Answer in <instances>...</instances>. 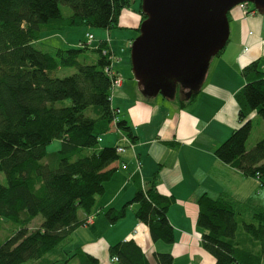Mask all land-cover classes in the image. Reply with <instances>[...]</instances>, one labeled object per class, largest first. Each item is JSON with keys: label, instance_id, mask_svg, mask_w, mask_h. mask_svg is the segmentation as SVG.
I'll return each instance as SVG.
<instances>
[{"label": "trees", "instance_id": "1", "mask_svg": "<svg viewBox=\"0 0 264 264\" xmlns=\"http://www.w3.org/2000/svg\"><path fill=\"white\" fill-rule=\"evenodd\" d=\"M131 3L0 0V173L7 180L6 186L0 185V217L17 226L12 236L0 242V264L41 260L46 264L74 260L103 264L83 247L67 252L65 245L76 229L89 226L91 216L95 219L98 198L120 159L118 147L100 146V138L110 130L118 110L112 106L113 79L107 72L113 69L111 46L107 40L101 41L92 50L98 55L97 63L88 64L81 61L89 50L85 42L77 48L54 47L49 52L35 44L43 33L68 28L117 29L122 11ZM61 5L70 7L72 14L64 16ZM141 15L144 21L147 17ZM63 68L76 72L62 78L57 74ZM242 74L246 84L235 96L240 125L217 148L216 156L264 185V139L250 150L246 148L252 116H259L264 125V73L258 62H253ZM205 76L192 89L175 79L156 80L155 87L168 85L170 91L164 98L184 108L195 102ZM65 101L69 105H64ZM117 128L132 143L136 141L126 120L119 119ZM56 140L61 142L60 149L49 152ZM133 180L137 188L134 198L121 211L109 210L108 221L115 224L135 204V216L148 226L152 240L173 244L168 210L175 199L158 191L157 174L148 183L139 173ZM198 206V226L204 231L201 244L215 264H262L264 207L242 204L227 195L212 198L207 194L199 198ZM80 213L85 214L84 219ZM38 217L43 219L41 225L30 228ZM109 255L117 264L173 262L168 253L154 252L150 258L134 239L111 245Z\"/></svg>", "mask_w": 264, "mask_h": 264}, {"label": "crops", "instance_id": "2", "mask_svg": "<svg viewBox=\"0 0 264 264\" xmlns=\"http://www.w3.org/2000/svg\"><path fill=\"white\" fill-rule=\"evenodd\" d=\"M139 14L128 12L119 19L118 29L140 33L143 19L141 11ZM229 23V41L224 52L212 59L195 102L184 108L160 95H143L131 70L123 72L113 64V70L123 83L114 91L112 106L120 111L119 119L128 122L136 141L130 145L128 137L113 125L101 136V148L123 147L124 152L113 165L117 171L98 198L95 219L70 236L78 237L75 248L83 247L103 264H117L110 259L109 247L134 239L149 256L154 252L171 254L172 264H215L213 256L201 244L204 231L198 226L199 198L204 194L212 198L227 195L242 204L264 207L262 182L216 156L217 148L240 125L235 96L246 84L243 69L258 62L264 73V15H246L237 7L229 13ZM50 34L52 37L45 38L58 37L57 32ZM99 34L105 39L102 32ZM108 34L116 60L114 42L111 33ZM42 40L43 36L39 43ZM134 40L130 38L126 45L131 48ZM126 48L122 47L121 51ZM252 118L254 121L258 116L254 114ZM246 148L250 150L247 144ZM138 173L144 183L157 174L158 191L175 199L168 210V219L174 228L173 244L152 240L148 226L135 216V204L128 207L125 217L115 224L106 217L109 210L121 211L134 198L137 188L133 177ZM80 218L84 219L85 214L80 213Z\"/></svg>", "mask_w": 264, "mask_h": 264}, {"label": "water", "instance_id": "3", "mask_svg": "<svg viewBox=\"0 0 264 264\" xmlns=\"http://www.w3.org/2000/svg\"><path fill=\"white\" fill-rule=\"evenodd\" d=\"M241 3L264 15V0H142L147 18L131 45V66L143 95L166 96L169 86L155 87L156 80L198 85L229 40V13Z\"/></svg>", "mask_w": 264, "mask_h": 264}, {"label": "rangeland", "instance_id": "4", "mask_svg": "<svg viewBox=\"0 0 264 264\" xmlns=\"http://www.w3.org/2000/svg\"><path fill=\"white\" fill-rule=\"evenodd\" d=\"M134 0H132L133 2ZM132 8L125 9L120 16V19L124 17L128 12L132 13L135 12V14H138L140 16V11H141V4L142 0H137L136 3H132ZM61 11L64 16H69L72 14V10L70 7L66 5H61ZM239 7V6H237ZM235 7V8H237ZM100 32L103 33V36L105 39H101ZM58 37H53L51 39H46L45 37H48L52 34L50 33H43V40L40 43H36L35 47L41 51L44 52H49L52 50L53 47H60L64 49L68 48H77L81 43L85 42L89 46V50L83 55L81 61L86 62L88 64H95L97 63L98 55L92 51L96 49L99 45V42L101 40H108L110 44V38L109 34L111 33L110 36L112 38V41L114 42V48L116 50V55L117 59L114 61V65L119 67L123 72L126 71L129 73L131 70L132 72V66H131V48L129 45H126L127 40L130 38H134L135 40L139 37L140 33H137L136 31L129 30V29H113L110 32L105 30V29H100V28H94V27H77V28H68L64 31L57 32ZM92 34L94 39L90 42L88 38L86 37V34ZM46 34V35H45ZM138 34V35H137ZM45 35V36H44ZM52 37V36H50ZM109 38V39H108ZM111 45V44H110ZM122 47H127L123 52L121 51ZM118 59L119 62L117 61ZM76 72V69L74 68H63L58 72L59 77H67L71 76ZM64 105H69V101H65L63 103ZM59 106H63L60 104ZM264 125L263 121L261 118H256L253 121V129L252 133L247 141V147L252 148L257 142L261 141L264 139ZM61 147V142L56 140L54 141L49 147L48 151L49 152H54L56 150H59ZM249 150V149H247ZM0 185H7V180L6 177L3 173H0ZM43 222L42 217L36 218L33 223L31 224L30 228H35L41 225ZM17 230V226L7 222V220L3 219L0 217V242H3L7 240L12 234ZM107 236V235H106ZM86 238V236L84 235ZM78 237H73L70 238L67 245H65V250L67 252H73L76 244H78ZM98 253H101V250L98 251ZM152 257V254H150ZM50 259V258H48ZM45 261V262H44ZM46 260H41V261H28L23 264H46ZM69 264H78V261L74 260L70 262Z\"/></svg>", "mask_w": 264, "mask_h": 264}, {"label": "built area", "instance_id": "5", "mask_svg": "<svg viewBox=\"0 0 264 264\" xmlns=\"http://www.w3.org/2000/svg\"><path fill=\"white\" fill-rule=\"evenodd\" d=\"M239 7H240V9H242V11L246 15H255V14H257V10L251 4L241 3V4H239ZM87 37H88V40L90 42L94 39L93 36L90 35V34ZM112 60H113V62L115 60V57L113 56V54H112ZM107 72L112 75V79H113L112 80V90H113V94H114V91L122 85L123 80L118 74H116V72L112 68L107 69ZM119 112H120L119 110L115 111L116 116H115L114 121H113V127L116 128L117 131H119L118 128H117V123L119 122V117L117 116V114H119ZM128 142H129L130 145H132L130 140H128ZM117 152L119 154L123 153L124 152V148L123 147H118L117 148ZM93 220H94V217L91 216L87 220V225L91 224L93 222Z\"/></svg>", "mask_w": 264, "mask_h": 264}]
</instances>
